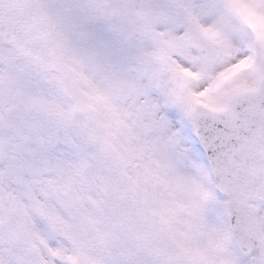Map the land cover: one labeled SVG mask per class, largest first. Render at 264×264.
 <instances>
[{
  "label": "snow or ice",
  "instance_id": "1",
  "mask_svg": "<svg viewBox=\"0 0 264 264\" xmlns=\"http://www.w3.org/2000/svg\"><path fill=\"white\" fill-rule=\"evenodd\" d=\"M0 264H264V0H0Z\"/></svg>",
  "mask_w": 264,
  "mask_h": 264
}]
</instances>
